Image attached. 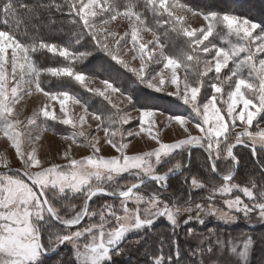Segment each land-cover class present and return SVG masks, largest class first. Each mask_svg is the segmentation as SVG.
I'll use <instances>...</instances> for the list:
<instances>
[{
    "label": "snow or ice",
    "instance_id": "1",
    "mask_svg": "<svg viewBox=\"0 0 264 264\" xmlns=\"http://www.w3.org/2000/svg\"><path fill=\"white\" fill-rule=\"evenodd\" d=\"M57 17L64 18L57 30H70L69 43L61 45L39 34L42 25H56ZM196 18L203 21L202 27L188 23ZM118 19L127 21L122 35L111 26ZM145 32L152 39L145 40ZM213 36L219 44L210 40ZM177 41L182 45L178 52H169V42L175 47ZM45 52L66 63L41 66L38 57ZM122 52H132L131 61L138 60L139 67H132ZM97 69L105 73L102 89L91 87L97 76L88 73ZM120 69L132 73L134 87L127 80L121 83ZM49 78H68L107 104L90 111L91 97L48 88ZM145 89L174 97L184 108L167 115L157 112ZM33 92L38 99L42 95L58 102L63 116L45 104L22 120L17 105ZM117 93L127 101L123 108L112 102ZM69 103L83 109L77 120L69 116ZM165 115L164 127L178 125L184 138L163 142V128L156 127L147 132L156 147L128 154L126 137H139L146 124H157L151 118ZM87 116L97 122L94 131L83 127ZM48 121L71 128L61 137L71 143L62 155L57 153L63 163L38 156L37 143L53 131ZM261 125L264 16L222 11L214 0L202 5L183 0H3L0 140L15 153L11 160L0 155V264H46L61 246L73 250L70 264H115L113 257L124 252L121 244L127 236L150 231L161 218L171 225V251L164 253L167 241L161 237L158 251L146 253V264H249L255 243L251 235L241 234L237 243L213 229L205 235L188 227L186 238L197 243L182 250L176 230L182 215L183 225H205L210 217L226 224L241 217L250 226L264 223V176L238 182L240 159L235 151L238 146L250 149L264 174ZM105 144L114 154H102ZM72 145L90 154L78 159ZM193 148L206 154V175L184 171L191 169ZM177 174L182 177L181 191L170 193L169 179ZM104 197L109 199L97 205L96 199ZM226 253L234 259L222 260Z\"/></svg>",
    "mask_w": 264,
    "mask_h": 264
},
{
    "label": "rangeland",
    "instance_id": "2",
    "mask_svg": "<svg viewBox=\"0 0 264 264\" xmlns=\"http://www.w3.org/2000/svg\"><path fill=\"white\" fill-rule=\"evenodd\" d=\"M148 15H149V23H153L152 19L150 18L151 14L149 13ZM188 23L190 24V26L192 28H199V27L203 26V21L200 20L199 18L189 19ZM111 26L115 30H118L121 35L123 34L124 31L128 30L127 21H124L122 23L119 19L116 21H113ZM141 35L143 36V38L145 40L152 39V37L149 33L145 32V33H141ZM210 40H214L217 44H219V40L215 36L210 37ZM181 46L182 45L178 41L176 42L175 47L173 46V44L171 42H169V46H168L167 50L169 52H172V53H177ZM129 47H130V45H129ZM149 47H151V46H149ZM132 55H133L132 52H128L127 55H125L123 52L121 53V56L124 59L129 60V61H131ZM48 56L50 58L57 57V56L49 54V53H48ZM131 66L134 68H138L139 67V61L138 60L131 61ZM226 71H227V69L224 70V72H226ZM125 72H127V71H125ZM127 73L131 77L129 82L131 80L135 79V77L132 76V73H130V72H127ZM222 75H223V72H222ZM49 79H53V78H49ZM128 86L134 87V85H132L131 83H128ZM78 87L82 91H84L79 85H78ZM91 87L102 89L103 85L100 83V79L97 78L95 81H93L91 83ZM144 91L150 95L162 97V98H164V99H162L164 101L168 100V101L174 102L178 106H181L182 109L184 108L182 103L180 101L176 100L174 97L166 96L163 93H155V92H152L151 90H147V89H145ZM84 92H86V91H84ZM86 93H88V92H86ZM88 94L91 95V97H94V96H92L91 93H88ZM37 96H38V94L33 92L32 96H25L24 99L21 101V104L17 105V110L20 112V118L22 120L26 119L28 116H30L32 114L33 111L40 109L45 104H47L49 106V111L53 112L57 116H60V117L63 116V113L60 112V106H59L58 102L49 101V100H47V98H44L42 95L39 96V99H38ZM95 99H97L100 103L107 104V102L103 101V99L100 97H95ZM111 99H112L113 103L118 104L121 108H123L127 103V101L123 100V98L120 96L119 93L113 95ZM159 101L160 100H158V103H159ZM149 104H151V103H149ZM34 105H35V107H34ZM151 105H156V104H151ZM156 106L157 107L154 110L157 112L164 111L166 113V115L174 113V112H172V110L170 108H167L166 106H163L162 104H158ZM108 107L110 108L111 106L108 105ZM66 109L69 112L70 118H72L74 120H77L83 113V109L80 108L79 105H73L71 103L66 105ZM182 109L180 111H182ZM166 115L165 116H156V117L151 118V119L157 121V124L152 126V127H149V125L146 124L145 125L146 131L141 133V135L139 137H135V138H127L126 137V140L130 141L129 147L127 149L128 154H136V153H139L142 151H149L153 147H156L155 142L153 140H150L148 135H147L148 131L155 132L156 127L163 128V131L160 133L161 139L163 142L171 143V142H175V140L177 138H184L183 130L179 129L178 125H175L173 123V125L170 128L164 127V125L167 124ZM48 123H49V125H51L53 127V131L52 132H45L42 135L41 140L37 143L38 156L42 159V161H45V162L54 161L57 163H63L64 161L60 158V156L57 155V153L59 152L62 155L64 149L71 143V141H65L61 138L62 135L69 133L71 131V128H70V126L60 125L58 122H54V121H48ZM237 123H239V122H237ZM254 124H255V122H254ZM89 125H91V128H89ZM96 126H97V122L93 121L91 116H87L86 121L83 125L84 129L86 131H94L96 129ZM261 126L264 127V125H261ZM126 127H128V126H126ZM189 127L191 128L190 125H189ZM237 130H239V129H237ZM191 131H192L193 135L198 134L197 130L194 128H191ZM99 135L101 137H103L104 133L101 131L99 133ZM102 143H103V141H102ZM199 150H201V149H198V148L193 149V151H199ZM14 153H15V150L11 148L10 144H8L6 146V142L4 140H0V155H2L6 159L11 160L14 158ZM72 154L76 158L79 159L81 157L89 155L90 151L88 149L83 148V147H77L76 145H72ZM102 154L105 156H109V155L114 154V150L111 149V147L109 145L105 144L104 148L102 150ZM261 159H262V161L264 160V155H262ZM191 162H192L191 169H192L193 173L206 175V173L204 171V167H205L204 162L207 163V161L201 160V157H200L198 152L195 156H193V153H192ZM218 163L223 165V162H218ZM19 166H20L19 163H16L14 165V167H16V168H18ZM3 170L4 169H0V171H3ZM161 170H165V169L162 168ZM248 176H253V177L259 178L262 175L260 173H257L252 166H251V169L249 167L247 168V167L243 166L242 170H240L239 177H237V181L240 183H245ZM180 179H178V180H180ZM175 181H177V180H174L173 182H175ZM180 181L182 183V180H180ZM169 192L172 193V190ZM97 199H102V198H97ZM103 201H104V199H103ZM103 201L99 200L96 202V204L99 205ZM75 202L77 204L80 203L79 201H75ZM66 212H67L66 209L61 208V214H66ZM185 218L186 217L183 215L180 217L182 226L176 230V240L178 241L182 250L187 249L189 247L194 248L196 246V243H197V241L195 239L186 238L185 233H186V229L188 227H193L196 229L197 232L203 233L205 235L208 234L209 229H213V230H216L217 233L222 236V238H225V239H227L228 237L235 238L237 243H240L241 234L251 235L253 237L255 243H254V247L250 250L249 264H264V223L255 222L253 226H250L248 224V222L246 220H244L243 217H241L235 223L226 224L220 220H217L215 218L210 217L206 220L205 225H199V224H195V223L189 224V225H183V220ZM242 223L248 225L249 227L244 228V226H242ZM159 224L163 225L165 228L155 230L152 233H150V231H148V232H136V233L129 234L127 236V238L125 239V241L121 244V247L124 249V252L120 255H116L113 257L115 264L120 263V261L121 262L125 261V263L127 262L126 264H134L135 261L137 262V264H146V261L149 259V255H147L146 253H152V252L158 251L159 242H160L161 237H164L167 241V244L164 247L163 251L165 254H168L171 251L170 244H171V238H172V230L169 229V228H171V225L164 218H161L160 220H158L156 223L153 224V226L159 225ZM56 227H60V226L56 225ZM138 240L140 242L136 243V241H138ZM72 251L73 250L71 249L70 246H61L57 252H54L50 255V256L55 255V257L53 259L47 258L46 263L52 262L55 264H67V258H69V256L67 254L71 253V256H72ZM221 259L222 260H229V259H234V258L229 256L226 253L225 256L221 257Z\"/></svg>",
    "mask_w": 264,
    "mask_h": 264
},
{
    "label": "trees",
    "instance_id": "3",
    "mask_svg": "<svg viewBox=\"0 0 264 264\" xmlns=\"http://www.w3.org/2000/svg\"><path fill=\"white\" fill-rule=\"evenodd\" d=\"M2 2H3V0H0V3H2ZM183 2L192 4V5H202L203 3L206 2V0H183ZM214 6L219 8L222 11H224V10H235V11L240 12L241 14L249 15V16L257 18V19H259L261 16H264V0H214ZM150 18H151V15H150ZM62 19H64V18L57 17V24L53 25L51 27H48L46 24L42 25L40 27V33H39L40 36H42L45 40H50V41L59 43L61 45L69 43L70 36L68 33L70 30L67 28V26H64L65 27L64 32L57 30L62 26L61 25ZM38 60L41 64V66H43V67H59V66H63L66 63L63 60V58H61L59 56H57L55 58H50L48 56V53H46V52L43 53L41 56H39ZM78 67L82 68L83 65H78ZM120 72L123 74L120 78L121 83L123 84L125 82V80H127L129 82V80L131 78L130 75L127 72H125L123 69H120ZM88 74L96 75L97 78H99V79L103 78V76L105 75V73H103V71L100 69H97L95 72H91ZM48 88H51L53 90H66L67 89V90H70L72 92H75V93L81 95L84 99H89L91 97V95L82 91L78 87V85H76L74 82H68V78L49 79ZM148 96L150 97V99L148 101L149 103L156 104V105L162 104L163 106L170 108L172 110V112H174V113H178L182 109L181 106H178L174 102H171L168 100H165V101L162 100V99H164L162 97H158V96H154V95H150V94H148ZM158 100H160L159 103H158ZM100 104L101 103L97 99H95V97H91L89 99V110L90 111L97 110ZM235 151H236V153L240 159V167H239L237 177H239L240 170H242L243 166L247 167V168L249 167L250 169L252 166L257 173H260V169L257 166V164L254 162V159H253V156H252L250 149L238 147ZM197 152L199 153L201 160L207 161L206 154L203 152V150L193 151V156H195L197 154ZM204 163L206 166L207 163L206 162H204ZM261 163H264V160L262 161V159H261ZM191 165H192V162H191ZM188 171L192 172V169H190V170L185 169V172H188ZM260 174L262 176H264V174H262V173H260ZM180 178H181V174L169 179L170 187H169L168 191L172 190V193H176V194H178L181 191V181L180 180H182V178L181 179ZM178 179H180V180H178ZM174 180H177V181L173 182ZM184 194L185 195L187 194L186 189H184ZM103 199L107 200L109 198L104 197L102 199H96V202L99 200L103 201ZM242 226H244V228L249 227L248 225H246L244 223H242ZM164 228L165 227L163 225H160V224L154 225L152 227V229L150 230V233H152L155 230L164 229ZM169 229H171V228H169ZM67 255L69 256V258H67V264H70V260L72 257L71 253H69ZM54 257H55V255L48 257V259H53ZM126 263H125V261L124 262L120 261V263H118V264H126ZM46 264H55V263L51 262V263H46ZM134 264H137V262L135 261Z\"/></svg>",
    "mask_w": 264,
    "mask_h": 264
},
{
    "label": "water",
    "instance_id": "4",
    "mask_svg": "<svg viewBox=\"0 0 264 264\" xmlns=\"http://www.w3.org/2000/svg\"><path fill=\"white\" fill-rule=\"evenodd\" d=\"M194 149V148H193ZM192 153H193V150H192ZM191 159H192V155H191ZM178 175V174H177ZM177 175H175V176H177ZM175 176H172V177H175ZM172 177H170V178H172Z\"/></svg>",
    "mask_w": 264,
    "mask_h": 264
},
{
    "label": "flooded vegetation",
    "instance_id": "5",
    "mask_svg": "<svg viewBox=\"0 0 264 264\" xmlns=\"http://www.w3.org/2000/svg\"><path fill=\"white\" fill-rule=\"evenodd\" d=\"M238 147H241V146H238ZM238 147H237V148H238ZM239 167H240V166H239ZM238 171H239V168L237 169V174H238ZM178 175H180V174H178Z\"/></svg>",
    "mask_w": 264,
    "mask_h": 264
}]
</instances>
